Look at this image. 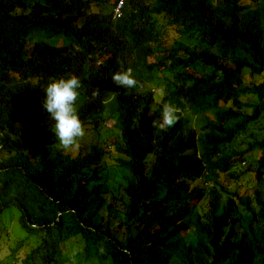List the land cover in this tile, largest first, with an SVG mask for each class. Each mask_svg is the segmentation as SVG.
Masks as SVG:
<instances>
[{"label":"trees","instance_id":"16d2710c","mask_svg":"<svg viewBox=\"0 0 264 264\" xmlns=\"http://www.w3.org/2000/svg\"><path fill=\"white\" fill-rule=\"evenodd\" d=\"M112 8L0 0V218L23 232L0 264H264V136L232 148L264 116V0ZM128 69L141 90L111 80ZM68 75L85 134L63 151L42 85ZM165 104L178 118L159 130ZM250 173L242 194L222 182Z\"/></svg>","mask_w":264,"mask_h":264},{"label":"clouds","instance_id":"9594fccd","mask_svg":"<svg viewBox=\"0 0 264 264\" xmlns=\"http://www.w3.org/2000/svg\"><path fill=\"white\" fill-rule=\"evenodd\" d=\"M127 1H113L111 14L114 19L118 20L123 18V10ZM110 78L116 85L124 89L136 88L137 90H141L137 80L132 76L130 69L114 72ZM42 86L44 93L42 110L52 121L51 131L54 133L57 146L60 150L71 151L85 134L78 115L77 103L81 81L77 76L68 75L53 78ZM161 88L164 90L163 85H145V89H150L153 92L156 103H159L164 96V91ZM177 118V110L175 107L165 104L161 107L157 118L152 121V127L164 130L167 127H171ZM205 184L211 185V183L206 182Z\"/></svg>","mask_w":264,"mask_h":264},{"label":"rangeland","instance_id":"374dc122","mask_svg":"<svg viewBox=\"0 0 264 264\" xmlns=\"http://www.w3.org/2000/svg\"><path fill=\"white\" fill-rule=\"evenodd\" d=\"M114 0H107V2L109 4H113ZM167 33L170 35L171 38L177 37L178 33L176 32V30L174 28L167 29L166 30ZM61 40L63 39L62 37H60ZM163 90V88H161ZM250 96V95H249ZM113 121H116V117L114 116ZM113 123L111 122V125ZM253 132L255 134L256 137H263L264 136V116L262 117V119L258 122L252 123L249 127V129L246 132H242L239 137L236 139V141L232 144V148H241L244 149L248 143V141H250L252 139V137L250 136V133ZM109 134H112V132H109ZM89 134L86 135L85 139H89ZM255 158H257V155L255 153H249V159L255 160ZM247 166V163H243L240 164L236 170H241V169H245V167ZM110 175H113V171L110 172ZM222 182L224 184V186L229 189V190H239L240 193L242 194L243 192L246 191L247 188H250L254 185L255 183V177L253 173L250 174H244L242 175V177L239 180H234L231 182H228V180L225 178H222ZM193 184L195 182H192ZM196 183H199L201 186H207L208 184H205V180L204 178H202L199 181H196ZM199 205L204 208L202 209V212H204L206 210L207 207V200L206 198L202 199V202L199 203ZM18 216V212L17 211H13V212H8L3 214V216L0 218V228H9L10 223L12 222V227H10V229H6L7 231H3V233L1 234V240H0V259L4 262L5 258L10 254L11 252V246L15 245L17 239L22 238L23 237V232L20 230H17L16 224L15 222V218ZM14 220V221H13ZM4 229V228H3ZM15 230V231H14ZM28 246L27 247H22V249L19 252L20 256H24L25 253L29 250V248L33 245V243L35 242V238L29 237L28 240Z\"/></svg>","mask_w":264,"mask_h":264}]
</instances>
